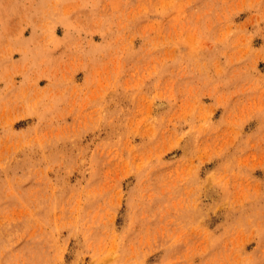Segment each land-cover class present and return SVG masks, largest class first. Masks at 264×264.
<instances>
[{"label": "rangeland", "instance_id": "obj_1", "mask_svg": "<svg viewBox=\"0 0 264 264\" xmlns=\"http://www.w3.org/2000/svg\"><path fill=\"white\" fill-rule=\"evenodd\" d=\"M0 264H264V0H0Z\"/></svg>", "mask_w": 264, "mask_h": 264}]
</instances>
